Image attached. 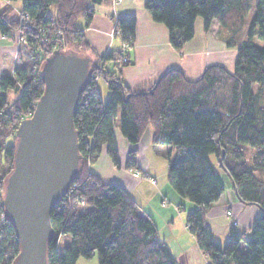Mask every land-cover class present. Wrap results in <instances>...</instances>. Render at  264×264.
Segmentation results:
<instances>
[{"label": "trees", "instance_id": "1", "mask_svg": "<svg viewBox=\"0 0 264 264\" xmlns=\"http://www.w3.org/2000/svg\"><path fill=\"white\" fill-rule=\"evenodd\" d=\"M20 2L22 20L18 14L9 17L10 5L0 11V33L19 31L24 38L18 44L12 74L0 76V264H11L19 250L1 198L13 167L15 129L32 113L43 91L42 64L54 49L90 53L83 31L92 20V5L112 0ZM50 6L54 14H48ZM143 6L153 21L167 28L168 41L179 52L192 38L198 17L205 31L217 19L218 36L228 47L237 48L233 68L209 64L195 79L187 78L182 69L170 68L149 89L132 92L121 79L120 67L129 63L123 57L128 58L134 43L136 18L116 19L114 36L128 48L94 58L90 81L79 97L73 122L80 167L51 210L53 237L47 242V262L76 264L81 257L96 256L98 264H178L160 240L156 222L132 196L122 186L104 183L88 171V164L103 149L119 166L113 133L119 115L120 132L131 144L150 129L152 144L179 151L168 157L167 181L178 195L195 204L185 223L210 264H264V0H144ZM108 61L115 62V71L105 68ZM98 76L110 92L104 101L95 84ZM8 89L19 93L12 103L6 98ZM220 150L224 151L221 162ZM134 155L130 151L127 168H137ZM211 156L226 172L238 198L260 210L247 238L231 224L223 245L213 239L205 222L224 190ZM63 235L70 240L60 252L57 241Z\"/></svg>", "mask_w": 264, "mask_h": 264}, {"label": "crops", "instance_id": "2", "mask_svg": "<svg viewBox=\"0 0 264 264\" xmlns=\"http://www.w3.org/2000/svg\"><path fill=\"white\" fill-rule=\"evenodd\" d=\"M143 1L121 0L115 5L112 2L93 4L92 20L83 31L90 54L96 58L120 49V38L112 34L116 19L125 15L135 16V40L128 51L129 63L120 67L121 79L130 91L149 89L170 68L182 69L189 79L199 77L204 67L209 64L220 63L230 70L233 68L237 48L228 47L218 36L217 19H213L208 31H205L202 19L198 17L192 38L179 52L169 43L167 28L151 19ZM8 5L12 9L9 17H16L21 8L20 0H0V11ZM78 24L82 25V21ZM17 34L18 32H13L12 35L0 33V76L12 74L18 62V44L15 38ZM105 68L110 72L115 71V62H106ZM103 81L105 82L103 77L98 76L95 84L104 101L110 96V92ZM13 92V89L6 90L7 101L11 103L18 97ZM113 133L119 166L113 165L103 149L98 159L88 164V171L104 183L122 186L132 196L140 210L156 222L160 240L168 247L178 264H210L185 223L187 212L195 206L180 197L167 181L168 157H175L179 151L170 145L152 144L150 129L144 132L139 142L131 144L120 132L119 115L114 119ZM132 150L135 151L136 169L127 168L125 165ZM134 171L139 176H134ZM148 178H154L155 182L152 183ZM222 185L223 193L205 215L212 237L219 244L221 241L225 243L229 236L231 219L237 222L236 230L247 238L250 225L260 212L256 205L244 204L237 198L227 176ZM225 189H228V193H225ZM227 210H231L230 216L226 215ZM240 246L244 248L243 243Z\"/></svg>", "mask_w": 264, "mask_h": 264}, {"label": "water", "instance_id": "3", "mask_svg": "<svg viewBox=\"0 0 264 264\" xmlns=\"http://www.w3.org/2000/svg\"><path fill=\"white\" fill-rule=\"evenodd\" d=\"M94 65L90 53L72 49H54L42 64L43 91L32 113L15 129L13 167L1 198L19 244L11 264H48L51 210L80 167L73 118ZM223 154L220 150L219 162Z\"/></svg>", "mask_w": 264, "mask_h": 264}, {"label": "rangeland", "instance_id": "4", "mask_svg": "<svg viewBox=\"0 0 264 264\" xmlns=\"http://www.w3.org/2000/svg\"><path fill=\"white\" fill-rule=\"evenodd\" d=\"M113 1V0H112ZM48 14H54V8L52 6L49 7L48 9ZM258 42V41H257ZM259 43V42H258ZM260 44V43H259ZM104 82V81H103ZM105 83V82H104ZM14 91V90H13ZM15 94V96H17L19 93L18 92H13ZM11 98V97H10ZM10 98H8V100H10ZM9 103H11V101H8ZM211 161H212V164L214 166V169H215V172L218 176V178L220 179L221 183L223 182L224 178H226L227 174L226 172L220 168L219 166H217L216 162H215V159L213 158V156H211ZM228 177V176H227ZM229 178V177H228ZM230 180V179H229ZM223 186V185H222ZM230 189V187H229ZM226 190L228 189H225V193H228L226 192ZM180 196V195H179ZM181 197V196H180ZM183 198V197H182ZM183 199H186V198H183ZM189 203H191L192 205L195 206V204L193 202H191L190 200L186 199ZM74 205H80V204H74ZM227 215V214H226ZM69 240H70V236L68 235H63L62 237H60L59 241H57V245H58V250L61 252L62 249L64 248V246L68 245L69 244ZM221 245L224 244V241H221ZM79 262L78 264H98L97 262V257L94 256L93 258H90V259H85V258H79ZM77 263V262H76Z\"/></svg>", "mask_w": 264, "mask_h": 264}, {"label": "built area", "instance_id": "5", "mask_svg": "<svg viewBox=\"0 0 264 264\" xmlns=\"http://www.w3.org/2000/svg\"><path fill=\"white\" fill-rule=\"evenodd\" d=\"M120 1H121V0H113V1H112V4H113V5L118 4ZM18 17H19V20H22V15H19V13H18ZM17 32H18V34L15 36V38H16V40H17V44H19L21 41L24 40V38H23V36L21 35V33H20L19 31H17ZM115 33H118V31H114V29H113L112 34L114 35ZM127 48H128V45H127L126 43H122V44H121V50H122V52L125 51ZM127 60H128V58H127L126 56H124V57H123V61H127ZM133 175H134V176H139V173L136 172V171H134V172H133ZM148 179H149L152 183L155 182V179H154V178H148ZM226 214H227L228 216H230V215L232 214L231 210H227V211H226ZM236 223H237V222H236L235 219H231V224H234V225H235Z\"/></svg>", "mask_w": 264, "mask_h": 264}]
</instances>
